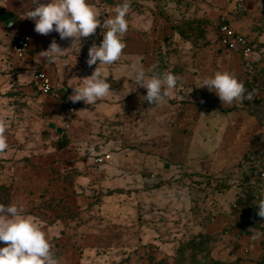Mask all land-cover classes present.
<instances>
[{"label": "crops", "instance_id": "crops-1", "mask_svg": "<svg viewBox=\"0 0 264 264\" xmlns=\"http://www.w3.org/2000/svg\"><path fill=\"white\" fill-rule=\"evenodd\" d=\"M185 1H169L163 12L154 0H130L122 57L99 68L116 95L86 105L68 97L98 66H88V50L101 44L103 22L123 0H88L101 27L74 43L55 31L36 33L35 22L22 18L31 0H0V116L9 144L0 156V204L37 218L58 264H158L160 254L205 236L215 238L217 261L264 264V236L251 239L264 233L257 205L264 198V87H245V98L230 105L200 87L217 71L235 74L244 86L253 79L240 49L220 46L221 16L254 46L249 60L264 72V0H245L240 11L237 0H210L197 10ZM183 18L212 21L205 46L195 48L171 28ZM26 36L29 48L18 58L12 47ZM53 39L65 50L59 61L37 64ZM159 50H170L162 73L177 68V87L163 105H149L128 70L135 64L157 73ZM41 71L53 85L49 95L33 84ZM103 154L110 160L96 164ZM202 174L212 179L211 196L201 182L206 209L194 220L191 179Z\"/></svg>", "mask_w": 264, "mask_h": 264}, {"label": "clouds", "instance_id": "clouds-1", "mask_svg": "<svg viewBox=\"0 0 264 264\" xmlns=\"http://www.w3.org/2000/svg\"><path fill=\"white\" fill-rule=\"evenodd\" d=\"M31 5L22 18L33 20L34 31L40 35L55 31L60 39H72L74 43L81 41L82 37L93 35L101 27L100 15L88 0H50L46 4L31 0ZM130 7V0H123L115 6L114 15L104 20L102 27L107 30L103 33L101 44L97 46L93 43L88 50V66L96 65L97 61L99 64L90 76L79 79L82 81L80 86H73V94L68 97L72 103L83 101L86 105H94L116 95L99 68L113 65L121 59L126 47L122 37L128 31ZM64 51L53 39L47 50L36 55L35 61L39 64L41 58H46V63L58 62ZM128 76L137 86L136 89L142 87L147 90L144 99L149 105L166 103L178 81V77L171 72H153L149 75L144 68H138L135 64L130 66ZM200 87L214 91L224 105L245 98L244 83L228 71L215 72L205 78ZM247 98L251 99V94ZM8 147L7 123L0 116V156L6 155ZM257 205L258 215L264 218V198ZM262 236L264 233L254 232L251 239L255 241ZM0 242L5 244L0 247V264H58L48 233L42 229L36 217L26 214L25 208L16 204L7 207L0 204Z\"/></svg>", "mask_w": 264, "mask_h": 264}, {"label": "rangeland", "instance_id": "rangeland-1", "mask_svg": "<svg viewBox=\"0 0 264 264\" xmlns=\"http://www.w3.org/2000/svg\"><path fill=\"white\" fill-rule=\"evenodd\" d=\"M169 1L175 2V4H177L179 7L183 6V4L186 3L185 0H154L155 4H157L158 8L162 9L163 12H166L163 5L164 4L167 5ZM204 3L209 4L210 0H189L188 2V4L192 5L193 9L196 8V10L199 9L201 7V4H204ZM204 20H207L209 25L206 26L205 30L203 31V34L199 35V33L197 34L196 32L193 34L192 39H191L193 41V44L195 45V48L197 46L203 47L208 43L206 42L208 38L207 35L212 30L210 29V27H214V24L212 23V21H210L209 19H204ZM211 180L212 179L209 178L205 174H202L201 179H194V180L191 179V183H192L191 185L193 186L192 188H195V197H196L194 204L192 205L193 216H195V218H193L194 220H197L196 217L199 211L206 209L205 202L204 200H202L203 198L202 193L207 192L206 193L207 198L211 196V191L207 189L209 188L208 186L211 185ZM201 182L202 184L207 185L203 192L201 189L200 190L197 189V187L200 186ZM217 187L220 189L221 187L225 188L226 184H224L223 182L221 184H217ZM199 191L202 192L201 196H199ZM198 196L200 197L201 203H199ZM210 215L212 216L211 213L207 214L206 219H209ZM192 241H193L192 239L189 241H186L184 243L186 244L185 246H183L184 244L182 243L176 245L178 247L175 248L174 253L171 255L160 254L158 264H216L217 260L212 256V249H213V244L215 241V238L213 236H205L202 238L201 242L199 243L198 241H193V242Z\"/></svg>", "mask_w": 264, "mask_h": 264}, {"label": "built area", "instance_id": "built-area-1", "mask_svg": "<svg viewBox=\"0 0 264 264\" xmlns=\"http://www.w3.org/2000/svg\"><path fill=\"white\" fill-rule=\"evenodd\" d=\"M245 0H237L236 10L240 11L243 7ZM217 35L218 42L222 48L231 50L233 48H239L241 55L247 65L253 71V64L249 60V57L254 52V46L247 41L246 37L240 33L235 32L228 23L225 16H221L217 22ZM29 48V37H24L17 41L12 49L13 53L18 58H23ZM35 88L43 95H49L52 92L53 85L46 72H38L35 75L34 82ZM73 107L70 108V112ZM110 160L109 154H103L96 157V164H103Z\"/></svg>", "mask_w": 264, "mask_h": 264}, {"label": "trees", "instance_id": "trees-1", "mask_svg": "<svg viewBox=\"0 0 264 264\" xmlns=\"http://www.w3.org/2000/svg\"><path fill=\"white\" fill-rule=\"evenodd\" d=\"M209 23L207 22V20L204 19H181L180 21H177L175 23H173L171 25V28L175 31L178 32L179 36L181 39L183 40H190L192 39V36L194 33L197 32V34L199 33V35L203 34V31L205 30L206 26H208ZM169 39V37H165V41H167ZM170 53V50H165L164 52H162L161 50H159L158 55L160 56L161 59V63H162V68L157 72V73H162V70L165 69L164 66V62L168 55ZM177 68H174L172 71H168L171 73H177L176 71ZM253 79L250 80L249 82L247 81L245 84V87H258V88H262L264 87V72L263 71H257L256 68H253ZM223 187H221L222 189ZM203 237L200 238H193V241H198L201 242ZM192 241V242H193ZM190 244V243H189ZM186 244H184L183 246H185ZM186 248V247H185ZM216 264H226L224 262L221 261H217Z\"/></svg>", "mask_w": 264, "mask_h": 264}, {"label": "water", "instance_id": "water-1", "mask_svg": "<svg viewBox=\"0 0 264 264\" xmlns=\"http://www.w3.org/2000/svg\"><path fill=\"white\" fill-rule=\"evenodd\" d=\"M51 128H55V126L53 124L50 125ZM57 132L58 133H62V130L61 129H57ZM264 154V153H263ZM166 168H168V164H166L165 166ZM262 174L261 173H258V176H261ZM251 176H254V174H251Z\"/></svg>", "mask_w": 264, "mask_h": 264}]
</instances>
